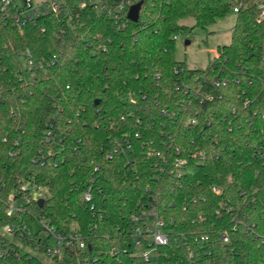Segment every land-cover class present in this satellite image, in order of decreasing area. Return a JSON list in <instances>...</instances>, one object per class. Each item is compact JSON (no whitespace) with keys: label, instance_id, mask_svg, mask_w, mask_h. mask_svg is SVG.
Returning <instances> with one entry per match:
<instances>
[{"label":"trees","instance_id":"16d2710c","mask_svg":"<svg viewBox=\"0 0 264 264\" xmlns=\"http://www.w3.org/2000/svg\"><path fill=\"white\" fill-rule=\"evenodd\" d=\"M84 1L32 16L23 14L25 0H0V264H76L71 253L47 263L29 252L40 220L64 234L79 230L98 264H133L108 251L115 240L128 246L131 216L151 206L166 208L177 234L210 235L194 245L205 264H264L256 237L264 236V23L256 0L243 1L230 44L204 69L178 61L175 36L207 30L234 0H142L137 23L118 12L120 0L105 12ZM217 78L227 86L214 89ZM199 88L222 98L200 103ZM244 97L256 100L244 109ZM228 120L239 128L229 131ZM125 140L126 154L117 151ZM196 151L206 159L192 158ZM176 158L187 161L180 177L169 171ZM22 179L46 190L43 204L32 200L8 216ZM89 185L92 203L82 196ZM5 225L31 237L11 240Z\"/></svg>","mask_w":264,"mask_h":264},{"label":"built area","instance_id":"2783aa9c","mask_svg":"<svg viewBox=\"0 0 264 264\" xmlns=\"http://www.w3.org/2000/svg\"><path fill=\"white\" fill-rule=\"evenodd\" d=\"M141 0H120L117 4L118 12L121 15L126 14L128 18V11L130 7ZM244 0L232 1V10L238 14L243 5ZM4 5L9 4V0H1ZM87 2L95 5V9L100 12L110 11V0H87ZM256 21L260 24L264 23V0H256ZM25 7L23 8L24 13H30L32 16L38 15L41 11L37 10L32 0H25ZM86 1L81 0L80 7H84ZM57 4H53L51 8L55 9ZM181 36H175V39L179 41ZM185 44V43H184ZM186 46V45H183ZM218 57V53H216ZM178 73V70L175 71ZM228 79H215L211 86L218 90L221 87L227 86ZM238 82V80H236ZM202 88L196 89V93L199 94L200 103L213 102L216 98L221 99L222 93L218 92L217 95L212 93H204L201 91ZM255 99L244 97L242 100V106L244 109L249 108ZM232 115H237V110L233 109ZM227 118H225L226 120ZM261 119L264 122V114L261 115ZM191 124H195L196 120L190 121ZM239 128L233 120H228L227 127L231 131L234 127ZM117 151L122 153H128L131 150L129 141L125 140L124 143H117ZM152 151H149V154ZM180 152L176 149V154ZM261 159L264 161V153L261 151ZM109 159L113 158V155H108ZM192 158L202 162L206 159V153L204 151H196L192 154ZM187 161L184 158H176L172 162L170 173L176 177H180L183 174V168ZM100 167L96 166L93 170L94 173H98ZM95 181L92 177L91 182ZM215 193H219L220 190L217 187H212ZM46 190L42 186L35 184L34 179L24 180L20 182L18 192L12 193L7 203V215L12 216L19 207L30 204L32 200L37 199L38 201L44 197ZM83 199L87 203L93 202V186L89 185L85 191H83ZM94 205L92 204V208ZM216 215L220 217L222 211L217 209ZM173 223V219L168 215L165 207H141V209L134 213L130 219V227L126 232L123 233L126 240H128V246H122L115 240V246L108 251L109 256H115L118 258L120 254L127 253L132 260L133 264H205L206 257L203 252L200 251L194 245L202 242L207 243L211 240L209 234H191L175 233L170 225ZM39 225V227L37 226ZM36 229H42L48 232L47 238H42L40 233L39 237L35 240L36 247L29 249L30 253L37 255L44 262L50 263L54 258H61L65 253H71L75 258L76 264H98L102 259L100 254H89L87 249L91 250V246L88 244V238L79 232L75 228H71V231L64 234L54 227L49 225L45 220H40L36 224ZM252 229V227H249ZM2 234L11 240H21L25 237H31V231L26 227L23 229H16L13 225H5L2 228ZM53 238L55 243L53 247H48L49 238ZM261 244H264V236L257 235ZM188 240H190L188 242ZM221 242L228 243L229 238L225 233H220ZM175 242V246L172 247V243ZM41 251V252H39Z\"/></svg>","mask_w":264,"mask_h":264},{"label":"rangeland","instance_id":"374dc122","mask_svg":"<svg viewBox=\"0 0 264 264\" xmlns=\"http://www.w3.org/2000/svg\"><path fill=\"white\" fill-rule=\"evenodd\" d=\"M62 0H32L34 7L39 11H48L53 4H59ZM95 1V0H94ZM237 14L232 11L225 18L219 19L207 30L195 28L188 37L181 36L177 41V59L189 69H204L216 57L218 47L230 44L232 32L235 27ZM187 25H193L192 19L184 21ZM190 44L185 45V41ZM39 227V225H37ZM42 238L48 237V232L43 231ZM54 239L49 238L48 247L54 246Z\"/></svg>","mask_w":264,"mask_h":264},{"label":"water","instance_id":"95a60500","mask_svg":"<svg viewBox=\"0 0 264 264\" xmlns=\"http://www.w3.org/2000/svg\"><path fill=\"white\" fill-rule=\"evenodd\" d=\"M142 0L139 1L138 3L132 5L128 11V19L134 23H137L139 21L140 18V11H141V7H142ZM190 41L186 40L185 41V45H189ZM98 103V101L96 102ZM39 204L42 205L43 204V199L39 200Z\"/></svg>","mask_w":264,"mask_h":264}]
</instances>
